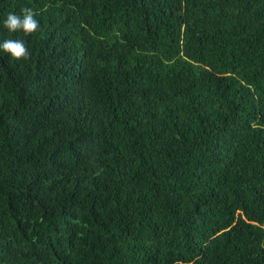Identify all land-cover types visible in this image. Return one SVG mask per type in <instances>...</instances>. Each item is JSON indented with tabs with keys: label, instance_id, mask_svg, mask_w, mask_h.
I'll return each instance as SVG.
<instances>
[{
	"label": "trees",
	"instance_id": "1",
	"mask_svg": "<svg viewBox=\"0 0 264 264\" xmlns=\"http://www.w3.org/2000/svg\"><path fill=\"white\" fill-rule=\"evenodd\" d=\"M0 264H264V0H0Z\"/></svg>",
	"mask_w": 264,
	"mask_h": 264
},
{
	"label": "clouds",
	"instance_id": "2",
	"mask_svg": "<svg viewBox=\"0 0 264 264\" xmlns=\"http://www.w3.org/2000/svg\"><path fill=\"white\" fill-rule=\"evenodd\" d=\"M2 25L8 33L28 34L39 29V21L34 9L22 7L19 12H8L2 19ZM0 53L7 54L10 58H27L29 50L23 38H7L0 40Z\"/></svg>",
	"mask_w": 264,
	"mask_h": 264
}]
</instances>
